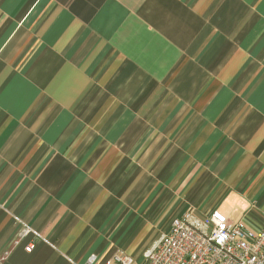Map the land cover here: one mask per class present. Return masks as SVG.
<instances>
[{"label": "crops", "instance_id": "obj_1", "mask_svg": "<svg viewBox=\"0 0 264 264\" xmlns=\"http://www.w3.org/2000/svg\"><path fill=\"white\" fill-rule=\"evenodd\" d=\"M0 97L1 264L264 225V0H0Z\"/></svg>", "mask_w": 264, "mask_h": 264}, {"label": "built area", "instance_id": "obj_2", "mask_svg": "<svg viewBox=\"0 0 264 264\" xmlns=\"http://www.w3.org/2000/svg\"><path fill=\"white\" fill-rule=\"evenodd\" d=\"M30 233L35 232L25 226L15 242ZM32 248V242L25 246L26 251ZM81 264H264V225L249 229L217 209L188 211L172 219L167 232L144 250L141 261L116 252L102 260L91 254Z\"/></svg>", "mask_w": 264, "mask_h": 264}, {"label": "clouds", "instance_id": "obj_3", "mask_svg": "<svg viewBox=\"0 0 264 264\" xmlns=\"http://www.w3.org/2000/svg\"><path fill=\"white\" fill-rule=\"evenodd\" d=\"M230 195L234 196L238 200L242 209H244V210L248 209L249 200H248V196L246 193L240 192V191H235L233 193H230Z\"/></svg>", "mask_w": 264, "mask_h": 264}, {"label": "rangeland", "instance_id": "obj_4", "mask_svg": "<svg viewBox=\"0 0 264 264\" xmlns=\"http://www.w3.org/2000/svg\"><path fill=\"white\" fill-rule=\"evenodd\" d=\"M205 212H207V211H205ZM205 212H203V213H205ZM180 217H181V216H180ZM174 218H175V217H174ZM172 219H173V218H172ZM171 221H172V220H171ZM170 224H171V223H170ZM262 226H263V225H262ZM262 226H261V227H262ZM169 228H170V225H169ZM163 234H164V233H163ZM140 258H141V257H140ZM140 258H139V261L142 260V258H141V259H140Z\"/></svg>", "mask_w": 264, "mask_h": 264}, {"label": "snow or ice", "instance_id": "obj_5", "mask_svg": "<svg viewBox=\"0 0 264 264\" xmlns=\"http://www.w3.org/2000/svg\"><path fill=\"white\" fill-rule=\"evenodd\" d=\"M2 100H3V97H0V102H2ZM73 160H74V163H75V159L73 158ZM81 163H83V161H81Z\"/></svg>", "mask_w": 264, "mask_h": 264}]
</instances>
